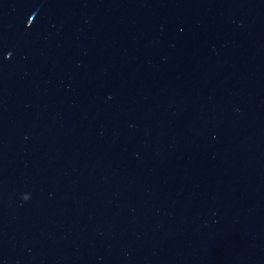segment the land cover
I'll use <instances>...</instances> for the list:
<instances>
[{
	"label": "water",
	"instance_id": "water-1",
	"mask_svg": "<svg viewBox=\"0 0 264 264\" xmlns=\"http://www.w3.org/2000/svg\"><path fill=\"white\" fill-rule=\"evenodd\" d=\"M0 264H264V0H0Z\"/></svg>",
	"mask_w": 264,
	"mask_h": 264
}]
</instances>
